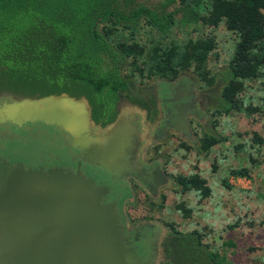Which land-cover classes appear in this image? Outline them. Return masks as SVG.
Returning a JSON list of instances; mask_svg holds the SVG:
<instances>
[{"label": "rangeland", "instance_id": "374dc122", "mask_svg": "<svg viewBox=\"0 0 264 264\" xmlns=\"http://www.w3.org/2000/svg\"><path fill=\"white\" fill-rule=\"evenodd\" d=\"M93 1L118 14L112 20L117 23L114 31L105 39L108 55L79 31L83 43L78 48L104 71L117 74L115 92L103 98V110L109 114L101 116L94 109L97 96L92 98L86 87L63 84L41 98H0V164L18 172L65 173L62 164L72 157L75 168L80 165L92 173L88 176L95 180L87 181L96 189L100 205L110 189H118L116 204L104 205L116 216L125 264H264V68L243 82L237 96L240 110L224 115L219 111L220 94L229 78L227 65L237 37L222 23L212 28L183 19L175 3L166 6L168 0ZM139 6L158 16L172 13V24L159 33L139 16L132 34L121 18ZM102 27L96 28L99 34ZM203 42L211 45L203 61L190 59V52ZM120 44L135 45L141 56L121 59ZM172 48L184 52L182 65L163 78L152 76L146 69L152 50ZM180 79L191 83L197 96L192 137L171 134L148 141L152 117L160 116L171 93L169 81ZM99 122L114 131L110 139L115 149L102 143L101 155L92 164L74 145H80L79 136L101 135ZM204 137L217 144L201 148ZM135 147L134 158L142 152L144 159L163 166L166 181L160 191L147 193L132 178L128 181L132 190L126 189L121 180L125 167L118 162L129 158ZM193 175L205 181L208 197L179 191L175 179Z\"/></svg>", "mask_w": 264, "mask_h": 264}, {"label": "trees", "instance_id": "16d2710c", "mask_svg": "<svg viewBox=\"0 0 264 264\" xmlns=\"http://www.w3.org/2000/svg\"><path fill=\"white\" fill-rule=\"evenodd\" d=\"M168 1L166 6L175 3L176 13L183 19L200 21L212 28L222 23L237 37L227 65L229 78L221 89L219 111L224 115L239 111L237 96L243 82L257 77L259 70L264 68V0ZM201 13L206 15L200 16ZM117 15L108 6L93 0H0V96L36 99L51 94L63 84L86 87L92 98L97 96L93 107L103 111L104 96L117 88L113 81L117 74L104 71L89 53L78 48L83 43L79 31H84L89 41L108 55L105 39L114 31L111 28L117 23L112 20ZM139 16L159 33H164L172 24L173 14L158 16L139 6L121 18L122 26L133 34L136 28L132 25ZM100 24L103 25L99 29L101 34L96 29ZM105 24L110 26L105 27ZM133 47L136 48L120 44L117 47L120 58L141 56L142 52H136ZM197 48L199 50H192L189 57L201 62L211 45L203 42ZM183 57L184 52L175 48L153 49L146 69L152 76L163 78L165 73H174L175 67L182 65ZM110 60L116 67L115 60ZM200 143V147L205 148L217 144V140L204 137ZM175 182L181 192L193 190L201 198L209 195L205 181L197 175L178 177Z\"/></svg>", "mask_w": 264, "mask_h": 264}, {"label": "water", "instance_id": "95a60500", "mask_svg": "<svg viewBox=\"0 0 264 264\" xmlns=\"http://www.w3.org/2000/svg\"><path fill=\"white\" fill-rule=\"evenodd\" d=\"M98 196L77 175L0 164V264H125L116 216Z\"/></svg>", "mask_w": 264, "mask_h": 264}, {"label": "flooded vegetation", "instance_id": "af4514ba", "mask_svg": "<svg viewBox=\"0 0 264 264\" xmlns=\"http://www.w3.org/2000/svg\"><path fill=\"white\" fill-rule=\"evenodd\" d=\"M169 82H173L171 93L167 97L166 103L163 104L162 113L160 114L161 117L159 115L157 119L152 117L155 122L151 126H148L150 133L148 141L149 139L160 140L163 136L171 134H178L184 138L192 137L190 129L191 119L194 118L198 112V109L194 107V102L196 101L197 96L196 94H193L192 84L187 82L185 79ZM7 97L8 96L5 95L0 96V98ZM124 99L126 98L124 97ZM94 109H98V111L101 112V116L109 114L108 111H101L97 106H95ZM98 125L104 126V123L99 122ZM133 155L134 154L132 153L129 158L124 159L129 164H122L125 167V171L121 174V180L125 182L126 189H129L128 192L132 190V187L128 184V181L131 178L136 179L141 188L147 193L160 191V187H163L164 181H166L162 168L163 166L159 163V161H148L147 159H144L142 152L137 155V158H134ZM130 160L131 162H129ZM74 163L75 161L71 157V159L64 161L62 169L64 168L63 170L71 171L72 173H75L78 170L85 178L95 180L88 176L92 174L91 172L84 171L81 169L80 165L75 168ZM72 164L74 165L73 167ZM153 180L157 182L156 185L153 183ZM117 191L118 189H116L115 192L110 189L106 197H102V203L116 204L115 197L120 195L117 194Z\"/></svg>", "mask_w": 264, "mask_h": 264}, {"label": "crops", "instance_id": "0c3cea01", "mask_svg": "<svg viewBox=\"0 0 264 264\" xmlns=\"http://www.w3.org/2000/svg\"><path fill=\"white\" fill-rule=\"evenodd\" d=\"M91 124H93L92 122H90ZM100 126V125H98ZM109 126L110 125H107V126H100V128L102 129V133L101 135H86V136H79V138L81 139V141L79 140L80 142V145H74V148H77V149H80L81 151H83V153L85 154L86 158L88 159H91L92 160V164L95 163V157L99 158V156L101 155L99 153L101 147L100 145L103 143V145L106 144V142H109L110 145L111 144V137L113 136L114 134V131L112 129H109ZM113 149H115L113 147V145L111 146ZM100 148V149H99ZM136 151V147L134 149H132V153L134 154ZM97 152H98V155H97ZM119 153V152H118ZM131 153V155H132ZM98 161V160H97ZM131 162V160L129 161ZM129 164L128 162H126L125 160L121 163V162H118V165H122V164H125L126 165ZM117 165V166H118ZM63 172V171H62ZM69 174L71 175H77L79 176L80 178L84 179V180H90V179H87L85 177H82V175L79 173V171L77 170L75 173H72L71 171H68ZM65 173H67L65 171ZM176 186L178 187L179 191L180 190V187L176 184ZM160 189H162V187H160Z\"/></svg>", "mask_w": 264, "mask_h": 264}]
</instances>
